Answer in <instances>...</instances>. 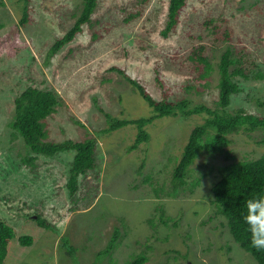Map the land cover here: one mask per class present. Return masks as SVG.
<instances>
[{
  "label": "rangeland",
  "instance_id": "374dc122",
  "mask_svg": "<svg viewBox=\"0 0 264 264\" xmlns=\"http://www.w3.org/2000/svg\"><path fill=\"white\" fill-rule=\"evenodd\" d=\"M168 4L98 0L82 33L47 61L54 41L80 16L82 0H0V37L19 22L24 8L29 16L19 35L24 47L0 58V221L15 234L3 264H130L139 253L146 264H256L210 204L217 167L232 159L201 155L185 185L168 196L189 131L206 115L155 119L143 126L148 140L135 149V125L105 132L104 113L120 118L119 107L120 119L152 115L111 68L156 101L187 99L214 109L217 66L227 48L243 61L247 75L235 77L240 91L227 113L242 108L264 116V0H186L176 26L163 37ZM198 46L212 66L206 79H200L202 66L193 57ZM27 88L50 91L59 101L44 123L46 142L96 139L95 170L79 177L73 196L67 183L74 153L34 154L10 127L14 99ZM228 139L234 161L264 156L262 130H240ZM115 231L116 243L107 253ZM23 236L32 238L30 246L19 242Z\"/></svg>",
  "mask_w": 264,
  "mask_h": 264
},
{
  "label": "trees",
  "instance_id": "16d2710c",
  "mask_svg": "<svg viewBox=\"0 0 264 264\" xmlns=\"http://www.w3.org/2000/svg\"><path fill=\"white\" fill-rule=\"evenodd\" d=\"M26 1L28 2L29 0ZM97 1L82 0L80 16L77 17L61 38L54 41L48 53L47 61L59 50L61 51L65 45L67 46L73 42L79 33H82V27L89 22ZM185 5L186 0H169L167 8L168 20L165 29L161 32L163 37H166L174 29L177 24V16ZM28 21L29 16L26 8H24L19 22L12 25L10 31L0 37V58L3 55L12 58L17 50L24 47V42L19 40V35L21 27L25 26ZM204 50L203 46H198L193 51H197L193 55L194 60L202 66L203 72L200 75V79H206L212 71L210 62L204 56ZM242 66L243 61L235 58L230 48H227L221 55L217 66L219 74L217 85L219 90L218 100L214 109L205 105H192L187 99L176 103H169L165 100L156 101L150 93L146 92L144 87L127 77L122 70L111 68V71L115 70L118 72L137 91L138 95L146 101V104L152 109V115L146 119H120L123 117L122 108L119 107L120 118L104 113L106 120L109 121V126L105 132L127 125H135L138 131L135 143L132 146L135 149L139 143L148 140L149 135L143 130V126L155 119L163 117L174 118L180 115L185 121L196 115H206L203 123L196 125L189 131L181 156L174 169L172 191L168 196L173 197L185 185L186 175L191 172V166L201 155L207 154L211 157L225 156L228 160L232 159L231 163L217 167V173L214 174V182L210 187V204L214 206L215 213L226 221V226L233 242L250 255L256 264H264V251L258 252L250 247L249 236L240 219L243 201L251 194L264 191V156L257 160L234 161L235 157L229 155L227 150L230 145L228 139L230 134L238 133L240 130L244 132L264 131V116L247 114L242 108L237 109L234 113H227L226 109L231 103V97L240 91L235 77H247ZM230 68L232 71H230ZM58 105L59 101L52 92L27 88L14 99L15 115L10 127L23 139L25 145L34 154L54 157L67 151L74 153L67 183L69 195L73 196L78 189L79 177L95 170L97 142L93 137H88L79 142L72 140L60 143L46 142L47 134L44 123ZM99 111L102 112L103 110ZM75 123L79 122L75 120ZM31 160L33 161L34 159ZM206 164L207 162L204 160L203 166L205 167ZM211 172L210 170L209 173ZM197 184L198 181L192 183L193 186ZM160 220L164 224L166 223L163 218H160ZM37 222L44 228H50L42 220ZM117 235L118 233L115 231L105 252L108 253L114 248ZM14 237L13 229L7 226L5 222L0 221V264H3L7 258L8 246ZM19 242L23 246H30L33 240L30 236H23L19 238ZM67 250L72 254L70 247H67ZM146 263L147 258L141 253L130 262V264Z\"/></svg>",
  "mask_w": 264,
  "mask_h": 264
},
{
  "label": "clouds",
  "instance_id": "9594fccd",
  "mask_svg": "<svg viewBox=\"0 0 264 264\" xmlns=\"http://www.w3.org/2000/svg\"><path fill=\"white\" fill-rule=\"evenodd\" d=\"M240 219L249 236L250 247L264 251V191L251 194L243 201Z\"/></svg>",
  "mask_w": 264,
  "mask_h": 264
}]
</instances>
